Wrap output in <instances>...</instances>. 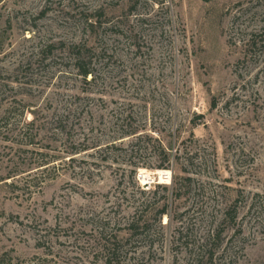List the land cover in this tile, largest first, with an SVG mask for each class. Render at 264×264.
<instances>
[{
  "label": "rangeland",
  "instance_id": "obj_1",
  "mask_svg": "<svg viewBox=\"0 0 264 264\" xmlns=\"http://www.w3.org/2000/svg\"><path fill=\"white\" fill-rule=\"evenodd\" d=\"M0 264H264V0H0Z\"/></svg>",
  "mask_w": 264,
  "mask_h": 264
},
{
  "label": "trees",
  "instance_id": "obj_2",
  "mask_svg": "<svg viewBox=\"0 0 264 264\" xmlns=\"http://www.w3.org/2000/svg\"><path fill=\"white\" fill-rule=\"evenodd\" d=\"M91 72L89 71V70H84L83 71V75L85 76V77H87L89 74H90ZM161 154H162V156H163V159H162V164H160L158 167L159 168H166L167 167V165H165L164 163H166V162H170L171 161V154L168 152V151H166V150H164V149H162L161 150ZM167 205H164V207L162 208V210H161V214H164V213H166V211H167Z\"/></svg>",
  "mask_w": 264,
  "mask_h": 264
},
{
  "label": "bare ground",
  "instance_id": "obj_3",
  "mask_svg": "<svg viewBox=\"0 0 264 264\" xmlns=\"http://www.w3.org/2000/svg\"><path fill=\"white\" fill-rule=\"evenodd\" d=\"M144 173H145V171L144 172H142V175L143 176H141L142 177V179L145 181L146 179H148V178H150V176L147 174V175H144ZM148 173V172H147ZM158 174H159V178L161 179V182H165V181H167V180H171V172L169 171V170H158V172H157ZM164 174H169L170 175V177H168L167 175H164ZM168 182V181H167Z\"/></svg>",
  "mask_w": 264,
  "mask_h": 264
},
{
  "label": "built area",
  "instance_id": "obj_4",
  "mask_svg": "<svg viewBox=\"0 0 264 264\" xmlns=\"http://www.w3.org/2000/svg\"><path fill=\"white\" fill-rule=\"evenodd\" d=\"M164 175H167L168 177H170V175H169V174H164Z\"/></svg>",
  "mask_w": 264,
  "mask_h": 264
}]
</instances>
